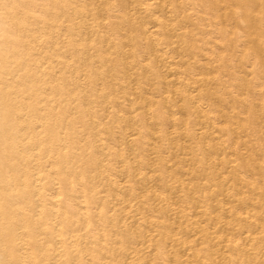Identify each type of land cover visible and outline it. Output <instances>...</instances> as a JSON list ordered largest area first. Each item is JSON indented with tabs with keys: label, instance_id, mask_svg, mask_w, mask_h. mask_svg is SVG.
Wrapping results in <instances>:
<instances>
[{
	"label": "bare ground",
	"instance_id": "bare-ground-1",
	"mask_svg": "<svg viewBox=\"0 0 264 264\" xmlns=\"http://www.w3.org/2000/svg\"><path fill=\"white\" fill-rule=\"evenodd\" d=\"M251 111L264 0H0V264H263Z\"/></svg>",
	"mask_w": 264,
	"mask_h": 264
},
{
	"label": "rangeland",
	"instance_id": "rangeland-1",
	"mask_svg": "<svg viewBox=\"0 0 264 264\" xmlns=\"http://www.w3.org/2000/svg\"><path fill=\"white\" fill-rule=\"evenodd\" d=\"M205 98H206V97H205ZM208 98H209V97H207L206 99L208 100ZM211 99H212V100H211ZM209 100H210L211 102L213 101L214 104H218V102L215 100V98L213 99V97H210ZM209 100H208V103H211ZM219 100H220V99H219ZM219 100H218V101H219ZM216 102H217V103H216ZM222 108H223V107H222ZM224 109H225V107H224ZM218 110L221 111V107H219ZM254 111H255V110H254ZM251 112H252V111H251ZM251 112H250V113H251ZM252 114H254V113L252 112V113L250 114V116L252 117V118L250 117V118H251V122H252V121L254 120V118L257 116V115H256V116H255V115L252 116ZM255 114H256V112H255ZM254 116H255V117H254ZM256 118H258V120H257ZM256 118H255V121H253L252 123H254V122H255L256 124L258 123V124H259L258 127H259V126H263L264 123H263L261 117L257 116ZM252 119H253V120H252ZM259 119H261L260 121H262L263 125L260 123ZM256 121H257V122H256ZM258 121H259V122H258ZM255 123H254V124H255ZM262 128L264 129V127H262ZM262 128H261V129H262ZM259 129H260V128H259ZM259 129H258V130H259ZM260 132L262 133V135H264L262 130H260ZM235 133H236V132H235ZM235 133H234V134H235ZM261 133H259V134L261 135ZM235 135H236V134H235ZM260 135H259V136H260ZM252 143H253V142H252ZM256 153L259 154L258 151H254V153H253L254 155L248 154V155H249V156L247 155L248 158H249V159H247V160H248V163L246 162L247 160L245 161V163L249 164L252 168H253L254 166H255V168H256V167H262V166H263V165H261V160H262V159H261V158L259 159V157L261 156V152H260V154H259V155H260L259 157H258V155H257ZM252 156H253V158H251ZM244 158H246V157H244ZM256 158H258V159L256 160ZM251 159H253V160H251ZM254 161H255V162H254ZM249 165H248V166H249ZM255 168H254V169H255ZM247 169H248V168H247ZM254 169H253V170H254ZM253 170H250V167H249V172H251V173H252V172H255V171L258 172L259 169L256 168L255 171H253ZM257 172H255V173H257ZM262 196H263V195H262ZM260 199H261V198H260ZM262 200H263V199H262ZM263 201H264V200H263ZM247 248L250 250V251L247 250V252H249L250 254L253 253V252H254L253 254H255V252H257V251L255 250L254 247H246V248L244 249V251H246ZM262 249H263V248H262ZM262 249H261V250H262ZM247 252H246V253H247ZM244 253H245V252H244ZM246 253H245V254H246ZM249 253H247V254L249 255ZM258 253H259V252H258ZM262 253L264 254V251H261L260 254H262ZM263 257H264V256H263ZM219 260H221V259L219 258ZM263 264H264V260H263Z\"/></svg>",
	"mask_w": 264,
	"mask_h": 264
}]
</instances>
